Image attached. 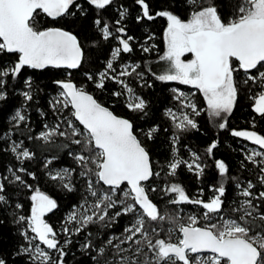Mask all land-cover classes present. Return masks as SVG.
Listing matches in <instances>:
<instances>
[{"label":"snow or ice","instance_id":"1","mask_svg":"<svg viewBox=\"0 0 264 264\" xmlns=\"http://www.w3.org/2000/svg\"><path fill=\"white\" fill-rule=\"evenodd\" d=\"M85 2L97 10H104L114 4L115 0ZM185 2L190 6L187 18L165 8L155 11L150 6V0H135L142 13L137 16L138 21H151L157 17L167 20L164 32L166 50L159 57L165 66L160 74H154L156 79L161 82L175 81L196 88L206 102L209 120L219 119L221 129L227 127L225 117L236 106L241 84L248 85L251 82L260 89L251 97L253 110L264 118V0H237L229 16H222L214 0ZM77 11L82 15L87 14L79 0H0V101L7 99L9 78L11 81L17 80L26 68L64 70L67 77L53 81L60 92L53 98L50 106L54 110H58L57 106L71 110L73 119L65 120L68 131L61 130L57 124L55 128L41 132L39 138L44 141H51L57 135H70L73 138L71 142L81 148L74 156L83 169L79 175L89 177L87 191L95 198V202L89 204L85 198L84 204L80 205L82 211H73L69 216V220L75 222L77 227L73 230L65 226L63 233L70 236L74 231L79 234L90 224L105 222L107 226L121 215L132 214L134 221L124 229L127 234L125 239L109 238L99 245L88 240L82 246L85 250H91L90 256L95 264H264V209L254 203L264 201V191L255 194L253 189L256 185L251 181L246 186L237 184V188L241 189L240 196L245 199L239 201L238 208L233 209L240 213L235 218H225L221 214L225 205L222 198L226 193L223 184L213 188L214 195L207 201L191 199L185 188L177 183L165 189L169 194H175L169 201L173 205H200L205 210L202 214L205 221L203 224L196 216H189L185 223L178 216L161 213L157 203L150 198V193L156 189L148 185L153 177L159 176V172L154 171L150 152L133 121L115 114L84 86L70 78V70L79 69L86 59L85 49L78 35L63 27L40 26L41 15L55 22L74 16ZM119 15L121 19L115 21L117 27L114 29L103 19L94 20L104 40L112 38L118 41L119 46L112 51L113 59L121 53L133 51L130 44L133 37L127 36L125 28L119 26L127 15V9L121 6ZM151 50L149 47L143 48L144 52ZM186 54H191L192 58L184 59ZM12 56L15 59H5ZM130 67L131 71L128 70ZM139 67V64L126 65L117 75L112 76L108 75V71L99 73L98 78H94L92 74L86 75L88 80L95 81L98 89H104L106 79L115 80L128 93L126 107L130 111L143 113L147 107L146 101L119 79L131 76ZM106 70L115 72L112 60L106 64ZM241 72L244 73L243 79L238 78ZM24 83L29 90L23 91L22 95L25 101H32L31 78ZM122 94L119 91L113 93L116 97ZM182 96L184 93H179L176 98L180 99ZM183 106L190 108L195 116L201 115V111L191 100L183 102ZM168 114L175 127L181 131L199 127L187 113L177 116L172 109H168ZM12 120L19 126L27 117L17 110ZM157 130L149 129L144 135L147 139H152ZM232 135L264 149V134H258L255 130H232ZM175 139L178 141V138ZM216 147L217 143L213 142L207 148V153L211 155ZM19 148L16 144L11 147L18 160L33 157L30 151L18 150ZM192 156L191 162L179 159L171 162V174L175 175L181 164L198 175L202 174L204 169L199 163L200 157L196 153H192ZM247 159L259 167V182L264 185V151L252 149ZM51 162L49 160L47 164ZM216 167L222 177L227 175L228 167L223 161H217ZM19 171L27 170L21 168ZM71 174L69 169H62L55 175L49 173L53 180L63 182L67 179L68 182L63 183V187L68 191L74 190ZM28 175L36 179L34 173ZM7 180V177L0 179V205L9 204L5 184ZM8 182H19L32 188L15 173L13 180ZM101 185L107 186L108 191L99 187ZM117 190L122 194V199L113 198L118 195ZM129 198L131 203H128ZM30 199V215H18L15 220L17 224L25 225L21 235L27 242V246L20 247L17 255H27L30 264H65L64 258L68 255L65 249L72 240L69 238L61 244L56 230L44 219L47 213L57 208V201L39 189L34 190ZM118 205L121 207L110 215L109 210ZM22 207L21 204L15 205L16 209ZM216 215H219L218 221L214 220ZM149 222H154L159 227H151L149 230L146 227ZM164 222L170 225L167 229L163 227ZM177 231L179 235H176ZM161 233H164V238H161ZM87 235L91 236V233ZM114 239L118 243H114ZM129 242L135 247H121ZM109 249L114 251L109 252ZM125 252H131V255H122ZM54 253L58 256H54ZM0 264H7V261L0 258Z\"/></svg>","mask_w":264,"mask_h":264},{"label":"trees","instance_id":"2","mask_svg":"<svg viewBox=\"0 0 264 264\" xmlns=\"http://www.w3.org/2000/svg\"><path fill=\"white\" fill-rule=\"evenodd\" d=\"M86 11L82 15L79 11L74 16H67L59 21H52L45 15L39 17L40 26H57L70 30L78 35L82 46L85 49V61L79 69L70 70L71 79L78 85H82L87 91L92 93L99 102L109 107L115 114L128 118L133 121L136 129L140 132V138L144 141L150 152L153 161L154 171L159 172V176L153 177L148 185L156 189L150 193V198L157 203L162 214L172 217H179L181 222H187L189 216H196L200 223H205L203 212L200 205L190 203H180L173 205L169 201L175 194H169L165 191L173 183L180 184L185 188L186 194L191 199L209 200L213 195V188L223 184L226 188L225 201L222 215L225 218H235L240 213L233 209L239 207V201L245 199L240 196V188L237 184L246 186L248 181L256 185L253 192L258 195L264 191V185L259 182L261 175L259 167L252 164L247 156L251 153L255 144L242 137L232 135V130H255L258 134H264V118L253 110L252 96L257 94L260 89L251 82L248 85L241 84L239 97L232 113L227 115V127L219 128V119L209 120L207 115V106L202 93L191 85H183L179 82H161L156 79L154 74H160L163 66L159 57L164 54L166 45L164 41V32L167 27V20L157 17L151 21L147 19L137 20L141 15L140 6L135 0H115L114 4L106 7L104 10H97L87 4L85 0H79ZM222 16H229L234 10L237 0H214ZM121 6L127 9V15L123 18L122 24L126 30L127 36L133 37L130 41L133 49L130 53H121L119 57L113 59L112 51L119 46L115 39L104 40L102 33L94 24L95 19H103L111 28L117 27L115 21L121 19L119 10ZM150 6L159 11L161 8L169 9L182 18H187L190 6L185 0H150ZM149 37H152L149 39ZM155 45V47H152ZM152 48L150 52H144L143 48ZM192 58L191 54H186L184 59ZM5 59H15L5 57ZM112 60L115 72L106 70V64ZM140 67L132 73L131 76L119 77L124 83L128 84L134 93L146 101L145 112H133L127 107L128 93L121 84L115 80L106 79L104 89H98L94 80H88L86 74H92L98 78V74L108 71V75H117L123 66ZM131 71V67L128 69ZM31 78L32 87L30 89L33 100L25 101L22 92L29 90L24 81ZM64 70L45 69L33 70L24 69L19 78L11 81L7 85V99L0 101V179L7 177L5 181L8 205H0V258L7 261V264H30L25 254L17 255L20 247L27 246L22 229L25 225L15 222L16 216H29L32 207L30 197L35 189H39L46 195L57 201V208L45 215L46 221L53 226L59 235L61 244L69 238L72 243L66 247L68 255L64 258L65 264H95L91 259V250H85L82 246L86 241L91 240L94 245H99L109 238L119 237L125 239L124 229L129 227L134 217L132 214L121 215L114 222H99L88 225L84 231L79 234L65 235L63 228L67 226L70 229L77 227L76 223L69 220V216L83 205L85 198L89 204L95 202L87 191V180L89 177L80 176L79 172L83 169L77 164L74 156L81 151L80 146L73 144L72 137L53 136L51 141H44L39 138L41 132H45L60 125L61 130L68 131L65 123L66 119H73L70 115V109H63L57 106L54 110L50 104L54 97L58 96L60 89L53 82L58 79H65ZM239 79L244 78V73L238 74ZM176 89V91H173ZM122 92L119 97L113 95L114 92ZM179 93L184 96L177 99ZM191 100L195 103L197 109L201 111L200 116H195L190 108L184 107L183 102ZM168 109L177 113H187L193 118L198 129L188 128L181 131L175 127V123L168 114ZM20 110L27 117V120L17 126L16 121L12 120L16 111ZM77 126L81 127L78 122ZM47 126V128L45 127ZM157 128L152 139H147L144 135L149 129ZM142 130V131H141ZM178 138V141L177 139ZM213 142L217 147L213 149L211 155L207 153V148ZM13 144L19 145L20 149H26L33 153V157L27 160H18L16 153L11 151ZM264 151V149H258ZM192 153L199 157L204 171L197 174L190 171L186 165L181 164L176 174L172 175L169 164L174 160H193ZM55 157V159H53ZM259 159V158H257ZM51 160L50 164L47 161ZM217 161H223L228 167V173L222 177L216 167ZM47 164V166H46ZM24 168L27 171L21 172ZM62 169H69L71 174V184L73 191H68L63 187L59 180L51 179L49 173L55 175ZM13 173L20 175L32 188H27L19 182L9 183L13 180ZM28 173H34L36 179H32ZM95 179L94 177H91ZM234 178V179H233ZM108 191L107 186H99ZM201 189L203 192L201 193ZM127 191V188H125ZM118 192V190H117ZM122 199V194L113 197ZM128 199V203H131ZM258 203L261 209H264V201H254ZM21 204L22 209H16L15 205ZM121 207L109 210L113 214ZM214 220H219V215L214 216ZM170 225L163 223L167 229ZM146 227H159L154 222H149ZM91 233V236L87 234ZM164 238V233H161ZM176 235H179L178 231ZM153 236L155 234L153 233ZM175 239V236H173ZM114 243H118L114 239ZM122 248H134L135 245L125 243ZM51 251V250H50ZM113 252V249H109ZM147 251V249H145ZM54 256L58 254L54 253ZM124 256H130L131 252L122 253Z\"/></svg>","mask_w":264,"mask_h":264},{"label":"rangeland","instance_id":"3","mask_svg":"<svg viewBox=\"0 0 264 264\" xmlns=\"http://www.w3.org/2000/svg\"><path fill=\"white\" fill-rule=\"evenodd\" d=\"M189 59H191V58H189ZM161 66H163V67L165 66L163 62H161ZM181 114H182V113H177V116H180ZM253 149L258 150V149H260V148H259V146L255 145ZM258 151H260V150H258ZM76 211H82V209H78V210H76ZM44 219H45V217H44ZM45 220H46V219H45ZM41 246H43V245H41Z\"/></svg>","mask_w":264,"mask_h":264},{"label":"water","instance_id":"4","mask_svg":"<svg viewBox=\"0 0 264 264\" xmlns=\"http://www.w3.org/2000/svg\"><path fill=\"white\" fill-rule=\"evenodd\" d=\"M92 94V93H91ZM95 97V96H94ZM96 98V97H95ZM97 99V98H96ZM111 110V109H110ZM113 111V110H112ZM114 112V111H113ZM115 113V112H114Z\"/></svg>","mask_w":264,"mask_h":264}]
</instances>
